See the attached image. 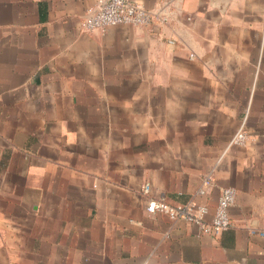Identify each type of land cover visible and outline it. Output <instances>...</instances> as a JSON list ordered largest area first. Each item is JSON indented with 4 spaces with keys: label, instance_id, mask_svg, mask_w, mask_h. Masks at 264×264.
Returning a JSON list of instances; mask_svg holds the SVG:
<instances>
[{
    "label": "crops",
    "instance_id": "obj_1",
    "mask_svg": "<svg viewBox=\"0 0 264 264\" xmlns=\"http://www.w3.org/2000/svg\"><path fill=\"white\" fill-rule=\"evenodd\" d=\"M132 1L167 21L0 0V264H264V0ZM145 182L208 217L233 187L230 226L148 213Z\"/></svg>",
    "mask_w": 264,
    "mask_h": 264
},
{
    "label": "built area",
    "instance_id": "obj_2",
    "mask_svg": "<svg viewBox=\"0 0 264 264\" xmlns=\"http://www.w3.org/2000/svg\"><path fill=\"white\" fill-rule=\"evenodd\" d=\"M165 23V16L146 9L132 0H95L86 11L84 29L87 31L104 30L107 27L129 24L146 26L155 19ZM241 121L237 131L231 137L232 144H245L248 135ZM211 187V177L206 175L197 193L205 195ZM141 193L145 199V210L148 213H162L173 221H184L195 225L202 233L217 235L230 226L229 208L235 200V189L230 186L220 190L216 205L210 217V209L206 203L195 199L173 204L167 201L163 194L154 195L148 182L141 186Z\"/></svg>",
    "mask_w": 264,
    "mask_h": 264
},
{
    "label": "rangeland",
    "instance_id": "obj_3",
    "mask_svg": "<svg viewBox=\"0 0 264 264\" xmlns=\"http://www.w3.org/2000/svg\"><path fill=\"white\" fill-rule=\"evenodd\" d=\"M245 131H246V129H245ZM246 133H247V135H248V137H249V134H248V132L246 131ZM246 143V142H245Z\"/></svg>",
    "mask_w": 264,
    "mask_h": 264
}]
</instances>
